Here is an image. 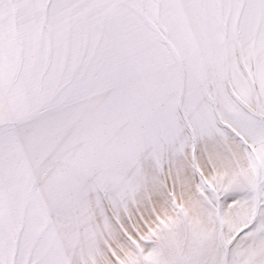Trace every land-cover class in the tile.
<instances>
[{
  "label": "snow or ice",
  "instance_id": "snow-or-ice-1",
  "mask_svg": "<svg viewBox=\"0 0 264 264\" xmlns=\"http://www.w3.org/2000/svg\"><path fill=\"white\" fill-rule=\"evenodd\" d=\"M0 264H264V0H0Z\"/></svg>",
  "mask_w": 264,
  "mask_h": 264
}]
</instances>
